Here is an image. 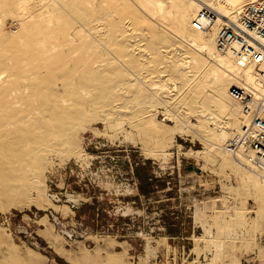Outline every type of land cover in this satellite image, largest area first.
Here are the masks:
<instances>
[{
    "label": "rangeland",
    "instance_id": "374dc122",
    "mask_svg": "<svg viewBox=\"0 0 264 264\" xmlns=\"http://www.w3.org/2000/svg\"><path fill=\"white\" fill-rule=\"evenodd\" d=\"M253 1L0 0V264H264L251 68L190 28Z\"/></svg>",
    "mask_w": 264,
    "mask_h": 264
},
{
    "label": "built area",
    "instance_id": "2783aa9c",
    "mask_svg": "<svg viewBox=\"0 0 264 264\" xmlns=\"http://www.w3.org/2000/svg\"><path fill=\"white\" fill-rule=\"evenodd\" d=\"M217 16L207 6L198 10L190 25L210 31ZM215 49L246 60L255 83L232 84L230 96L240 104L241 130L226 144L229 153H239L250 165L264 170V0L242 5L234 19L216 25Z\"/></svg>",
    "mask_w": 264,
    "mask_h": 264
},
{
    "label": "bare ground",
    "instance_id": "6f19581e",
    "mask_svg": "<svg viewBox=\"0 0 264 264\" xmlns=\"http://www.w3.org/2000/svg\"><path fill=\"white\" fill-rule=\"evenodd\" d=\"M35 2V1H34ZM201 2H202V0H201ZM204 2V1H203ZM197 3V2H196ZM18 4H19V2H18ZM21 4V3H20ZM201 5V7L199 8V9H201L203 6L202 5H209V6H211L212 4H210V3H201L200 4ZM14 6V5H13ZM213 7V6H212ZM214 9H215V11L217 12V20H216V25L217 24H219V23H221V22H223V21H226V19L228 18V13H227V8L226 7H224V6H221V7H219V8H216V7H213ZM198 9V10H199ZM76 10H77V8H76ZM81 11V10H80ZM198 12V11H197ZM196 12V13H197ZM196 15V14H195ZM81 16V15H80ZM84 16V15H83ZM235 18V14H234V16L232 17V18H229V19H234ZM84 20V19H83ZM60 21V20H59ZM62 21V20H61ZM75 21V20H74ZM191 21V20H190ZM44 23V22H43ZM53 23V22H52ZM36 24V23H35ZM191 24V23H190ZM80 25V24H79ZM216 25L213 27V44H214V51L217 53V54H220V53H218L217 51H216V49H215V40H214V38H215V31H216ZM70 27V26H69ZM68 27V28H69ZM111 27V26H110ZM190 28L191 29H193L192 27H191V25H190ZM47 29V28H46ZM51 30V29H50ZM114 30V29H113ZM113 30H112V32H113ZM195 32H198V33H200V35H202L203 37H201L200 38V42H198V46H200V47H203V46H205V44H206V41H205V36H207V34L210 32V31H212V30H210V31H207V32H204V31H198V30H195V29H193ZM26 31V30H25ZM69 31V30H68ZM70 32V31H69ZM58 33H59V31H58ZM32 35H33V33H32ZM118 35V34H117ZM34 36V35H33ZM29 37V36H28ZM156 37H158V36H156ZM33 38V37H32ZM60 38V37H59ZM110 38H112V37H110ZM83 39V38H82ZM115 39V38H114ZM68 40V39H67ZM66 40V41H67ZM108 40V39H107ZM207 40V39H206ZM34 42V41H33ZM58 42H60V41H58ZM69 42V41H68ZM77 42V41H76ZM40 43V42H39ZM48 43V42H47ZM52 43V42H51ZM83 45V44H82ZM107 45H109V44H107ZM40 46V45H39ZM57 46H59V45H57ZM75 46H77V45H75ZM80 47V46H79ZM35 49V48H34ZM47 49H48V47H47ZM53 49H54V47H53ZM80 49V48H79ZM125 49V48H124ZM158 49V48H157ZM74 50V49H73ZM75 50H77V49H75ZM31 52V51H30ZM65 52V51H64ZM77 53V52H76ZM128 53H130V52H128ZM156 53V52H155ZM32 54V53H31ZM49 54V53H48ZM34 56H35V54H33ZM32 55V56H33ZM47 55V54H46ZM62 54H60L59 55V57H60V60H62V57L63 56H61ZM126 55V54H125ZM221 55H226L227 57H229V58H231V59H237V60H239V59H242L241 61L243 62L242 64H247V62H246V60L245 59H243V58H241V57H236V56H234V55H232V54H229V53H227V54H221ZM40 57H43V56H40ZM51 57V56H50ZM69 57V56H68ZM127 57H128V55H127ZM14 58V57H13ZM29 58V57H28ZM33 58V57H32ZM52 58V57H51ZM50 58V59H51ZM54 58V57H53ZM65 58V57H64ZM81 58V57H80ZM27 59V58H26ZM34 59V58H33ZM47 59H48V57H47ZM47 59H45V60H47ZM66 59V58H65ZM8 60V59H7ZM6 60V61H7ZM42 60V59H41ZM137 60V59H136ZM26 61V60H25ZM37 61V60H36ZM53 61V60H52ZM57 61V60H56ZM75 61V60H74ZM74 61H72L73 63H74ZM78 61V60H77ZM58 62H59V60H58ZM65 60H64V62H63V64H65ZM2 63H4V62H2ZM37 63V62H36ZM59 63H61V62H59ZM77 63H79V62H77ZM76 63V64H77ZM82 63V62H81ZM42 64V63H41ZM45 64V63H44ZM55 64H58V63H55ZM54 64V65H55ZM62 64V63H61ZM145 64V63H144ZM49 65V64H48ZM83 65V64H82ZM85 65V64H84ZM87 65V64H86ZM92 65V64H91ZM90 65V66H91ZM248 65V64H247ZM19 66V65H18ZM56 66V65H55ZM62 66V65H61ZM60 66V67H61ZM73 66H75V65H73ZM112 66V65H111ZM249 66V65H248ZM45 67V66H44ZM43 67V68H44ZM50 67V66H49ZM53 67V66H52ZM19 68V67H18ZM58 68V67H57ZM57 68H56V70H57ZM62 68V67H61ZM60 68V69H61ZM92 68V67H91ZM90 67H88L87 66V69H91ZM94 68V67H93ZM251 68V67H250ZM59 69V68H58ZM65 69V68H64ZM66 69L68 70V68L66 67ZM70 69V68H69ZM81 69H82V67H81ZM104 69V68H103ZM3 70V69H2ZM17 70V69H16ZM54 70V69H53ZM53 70H51V74L53 75V73H54V71ZM94 70V69H93ZM115 70V69H114ZM19 71H21V70H19ZM53 71V72H52ZM58 71H60V70H58ZM92 71V70H91ZM46 72V71H45ZM48 72V71H47ZM68 72V71H67ZM67 72H66V74H67ZM87 72V71H86ZM90 72V71H89ZM95 72V71H94ZM93 72V73H94ZM74 73V72H73ZM78 73V72H77ZM109 73H111V72H109ZM50 74V73H49ZM99 74V73H98ZM15 75V74H14ZM57 74H54V76H56ZM251 75H252V82L253 83H255L256 81L255 80H253L254 79V74H253V72H252V69H251ZM250 75V76H251ZM66 76V75H65ZM67 76H70L71 77V75L70 74H67ZM15 77H16V75H15ZM62 77V76H61ZM79 77V76H78ZM94 77H95V74H93L92 75V78L94 79ZM98 77V76H97ZM115 77V76H114ZM113 77V78H114ZM2 78V77H1ZM45 78H48V77H45ZM44 78V79H45ZM57 78H58V75H57ZM104 78V77H103ZM112 78V79H113ZM59 79V78H58ZM100 79H101V77H100ZM62 81V80H61ZM94 81V80H93ZM115 81H116V79H115ZM46 82V81H45ZM44 82V83H45ZM73 82V81H72ZM114 82V81H113ZM112 82V83H113ZM245 82V81H244ZM82 83H83V81H82ZM124 83V82H123ZM122 83V84H123ZM128 83V82H127ZM246 83H250L251 84V82H246ZM92 86H94V85H92ZM231 86V85H230ZM80 87V86H79ZM22 88V87H21ZM5 89V88H4ZM4 89H3V91H4ZM15 89V88H14ZM141 89V88H140ZM139 89V90H140ZM6 90H7V87H6ZM84 90V89H83ZM85 91V90H84ZM26 92V91H25ZM32 93V92H31ZM3 94V93H2ZM7 94V93H6ZM140 95V94H139ZM228 95H229V98L232 100V101H234V102H237V101H235L231 96H230V92H229V90H228ZM5 96H7V95H5ZM107 96V95H106ZM123 97V96H122ZM7 98H9V97H7ZM34 98V97H33ZM100 99H101V97H99ZM209 98H211V97H209ZM19 98H17V100H18ZM140 99V98H139ZM51 101V100H50ZM2 102V101H1ZM60 102V101H59ZM7 103V102H6ZM58 103V102H57ZM56 103V104H57ZM238 103V102H237ZM222 104V103H221ZM239 104V103H238ZM240 105V104H239ZM31 106V105H30ZM222 106H224V103H223V105ZM227 107V106H226ZM3 108V107H2ZM55 108V107H54ZM228 108V107H227ZM1 109V108H0ZM7 109V108H6ZM67 109V108H66ZM224 109V108H223ZM59 110V109H58ZM227 110H229V109H227ZM230 113H232L234 116L236 115V113H235V111L234 110H232L231 109V111H229ZM62 113H63V111H62ZM65 113V112H64ZM63 113V114H64ZM54 114V113H53ZM11 115V114H10ZM13 115V114H12ZM57 115V114H56ZM68 115H69V113H68ZM232 116V115H231ZM13 117V116H12ZM71 118V117H70ZM8 119V118H7ZM153 119V118H152ZM6 120V119H5ZM10 120V119H9ZM3 123H5V122H3ZM11 124V123H10ZM15 124V123H14ZM1 125L2 126H4L2 123H1ZM7 125V124H6ZM5 125V126H6ZM4 126V127H5ZM8 127V126H7ZM12 128V127H11ZM28 130V129H27ZM8 131V130H7ZM10 131V130H9ZM30 132V131H29ZM24 133V132H23ZM32 133V132H31ZM9 134V133H8ZM2 135H4V133H2ZM1 136V135H0ZM6 138V137H5ZM20 138V137H19ZM36 138V137H35ZM1 139V138H0ZM29 139V138H28ZM15 140V139H14ZM20 140H22V139H20ZM39 141V140H38ZM13 142V141H12ZM12 145V144H11ZM13 146V145H12ZM9 146H7V148H8ZM1 148V147H0ZM225 150L229 153V150H228V147H226V145H225ZM15 151V150H14ZM3 152V151H2ZM198 152V151H197ZM196 152V153H197ZM12 153V152H11ZM238 156H242L241 154H239V153H236ZM4 155V154H3ZM243 157V156H242ZM16 159V158H15ZM244 159V162H245V164L246 165H248L250 168H254V169H257V170H260L261 172L263 171L264 172V170L263 169H261V168H259V167H257V166H254V165H250V164H248L247 163V160L245 159V158H243Z\"/></svg>",
    "mask_w": 264,
    "mask_h": 264
}]
</instances>
